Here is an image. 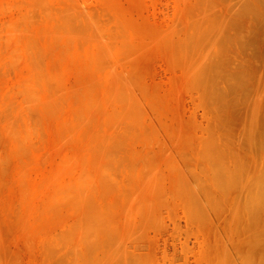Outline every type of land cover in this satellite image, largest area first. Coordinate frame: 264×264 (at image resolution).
<instances>
[{
    "label": "rangeland",
    "instance_id": "1",
    "mask_svg": "<svg viewBox=\"0 0 264 264\" xmlns=\"http://www.w3.org/2000/svg\"><path fill=\"white\" fill-rule=\"evenodd\" d=\"M263 22L0 0V264H264Z\"/></svg>",
    "mask_w": 264,
    "mask_h": 264
},
{
    "label": "bare ground",
    "instance_id": "2",
    "mask_svg": "<svg viewBox=\"0 0 264 264\" xmlns=\"http://www.w3.org/2000/svg\"><path fill=\"white\" fill-rule=\"evenodd\" d=\"M264 23V22H263ZM264 25V24H263ZM251 133H253V131H252V129H251ZM256 138V137H255ZM255 140H257V139H255ZM254 141V140H253ZM258 142V141H257ZM253 143V142H252ZM253 146H255L256 147V145H255V141H254V144H253ZM260 147V146H259ZM261 148V147H260ZM256 149H258V143H257V147H256ZM259 150V149H258ZM263 161H264V159H263ZM263 166H264V163H262V165H261V168H263ZM261 170V169H260ZM259 170V171H260ZM262 172V173H261ZM261 173V174H260ZM259 175L261 176V178H260V182H258L259 184H261L262 185V188H260V192H261V195L260 196H258V195H255L254 194V198H255V201H257L258 199H259V201L261 200L262 201V199H263V197H264V168H263V170L262 171H260L259 172ZM262 189V190H261ZM258 202V201H257ZM259 203V202H258ZM258 203H256V204H258Z\"/></svg>",
    "mask_w": 264,
    "mask_h": 264
}]
</instances>
